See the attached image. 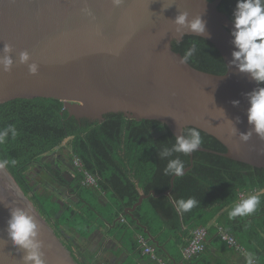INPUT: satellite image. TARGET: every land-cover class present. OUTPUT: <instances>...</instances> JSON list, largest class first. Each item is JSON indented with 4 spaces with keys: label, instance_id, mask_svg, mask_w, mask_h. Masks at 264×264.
Listing matches in <instances>:
<instances>
[{
    "label": "water",
    "instance_id": "obj_1",
    "mask_svg": "<svg viewBox=\"0 0 264 264\" xmlns=\"http://www.w3.org/2000/svg\"><path fill=\"white\" fill-rule=\"evenodd\" d=\"M221 2L122 0L114 6L112 0H0V60L5 55L13 60L10 71L0 64V105L17 98L48 97L64 100L77 118L102 121L105 114L121 112L137 120H159L175 136L194 126L227 148L219 152L200 145L199 151L264 168V139L253 134L244 142L239 136L251 127L246 94L261 85L231 63L233 25L219 9ZM184 11L189 18L202 15L206 21L203 38L223 56L224 74L180 63L183 55L172 42L196 35L184 29L180 37L175 31L172 20ZM5 45L11 46L10 53L4 52ZM22 52L30 55L27 63L20 62ZM33 63L36 74L29 71ZM230 120L239 130L235 134ZM190 156L184 174L193 167L194 152ZM175 178L164 194L171 193ZM151 194L160 195L155 190L142 194L126 213L134 217ZM14 208L29 210L36 218L44 264H79L5 166L0 167V264H24L26 251L14 246L7 232Z\"/></svg>",
    "mask_w": 264,
    "mask_h": 264
},
{
    "label": "trees",
    "instance_id": "obj_2",
    "mask_svg": "<svg viewBox=\"0 0 264 264\" xmlns=\"http://www.w3.org/2000/svg\"><path fill=\"white\" fill-rule=\"evenodd\" d=\"M236 2L222 0L219 9L232 19ZM192 43H196L197 51L188 61L191 65L215 74L227 71L219 50L203 37L185 35L182 41L174 40L172 47L183 55ZM7 125H14L17 135L13 138L9 132L0 143V161H8L6 170L79 264H109L99 257V251L85 244L97 228H107V234L121 240L124 247L128 243L134 259H139V250L142 252L137 234L143 233L155 244L157 253L174 264V250H183L200 226L208 228L207 247L190 259L182 253L183 264H233L230 256L235 250L221 239L219 225L246 249L247 255L240 254L242 264H249L252 258L264 264V192L256 194L260 204L254 213L229 217L240 202L241 191L264 189L263 167L197 150L193 167L176 177L171 193L164 194L171 188L172 176L164 173L168 160L179 157L186 168L191 165V156L174 153L159 158L158 151L175 143V135L159 120H137L121 112L105 114L102 121L77 118L70 115L64 100L35 97L2 103L0 130ZM198 130L201 146L227 151L217 138ZM66 140L71 162L74 155L79 156L84 168L98 177L97 187L84 185L79 171L63 169L59 160L45 158L56 149L63 150ZM46 179L53 189L44 186ZM152 190L160 195L145 198L133 212L134 217L126 213V208ZM190 197L198 203L188 212L177 213L175 201Z\"/></svg>",
    "mask_w": 264,
    "mask_h": 264
},
{
    "label": "clouds",
    "instance_id": "obj_3",
    "mask_svg": "<svg viewBox=\"0 0 264 264\" xmlns=\"http://www.w3.org/2000/svg\"><path fill=\"white\" fill-rule=\"evenodd\" d=\"M114 6H119L122 0H112ZM175 26V31L183 36V30L187 29L188 32L194 33L201 37L207 31L206 21L202 15H197L189 18V13L178 12L172 20ZM232 30H231V43L234 46L232 51L231 63L235 65L242 73L250 74V77L258 85H264V0H237L235 8L232 13ZM180 38H177L179 42ZM197 51L196 43L185 50L180 63H187L190 58ZM4 52L10 53L11 46L5 45ZM30 59L28 52L20 54V62L27 63ZM0 64H3L5 71H10L13 60L9 55H5ZM31 74H36L38 71L37 64L29 65ZM249 102L247 109L248 123L251 126L247 132H239L240 139L247 142L251 139L253 134H256L260 139H264V86L254 88L251 92L246 94ZM239 101H233V105L237 106ZM223 110V109H222ZM224 111V110H223ZM225 113V112H224ZM239 121V118H237ZM232 123V121L230 120ZM233 134L239 130L232 123ZM9 132L15 138L17 131L14 125H7L3 130H0V143H4L7 139ZM202 144L200 131L191 127L186 130H181L180 135L175 136V143L169 148L164 147L158 151L160 159L172 157L174 153H183L185 155L191 154L198 150ZM8 163L7 160L0 163L3 167ZM15 164V160L11 161ZM73 165V164H72ZM185 171L184 162L176 157L169 159L166 168L164 169L165 175L183 176ZM198 202L194 197L187 200L181 198L174 203L177 213H184L190 211ZM260 204V199L257 195H250L246 199L237 203L229 212L230 218L237 216H248L254 213ZM38 222L36 218L30 213L29 210L22 208H14L11 211L10 219L8 221V236L12 240L14 246L26 251L22 257L24 264H44L40 248L42 246L38 237ZM251 264V259H249Z\"/></svg>",
    "mask_w": 264,
    "mask_h": 264
},
{
    "label": "built area",
    "instance_id": "obj_4",
    "mask_svg": "<svg viewBox=\"0 0 264 264\" xmlns=\"http://www.w3.org/2000/svg\"><path fill=\"white\" fill-rule=\"evenodd\" d=\"M74 168L83 174L82 183L87 186L97 187L98 177L93 173L89 172L84 168L82 159L74 155L72 159ZM264 190V189H263ZM263 190H244L239 193V201L246 199L250 195H256L258 193L264 192ZM122 221L126 222L125 218H122ZM208 228L207 226L197 227L193 233L192 237L189 240L188 244L183 247L182 253L185 259H190L195 255L203 252L208 244ZM218 234L221 239L229 244L236 253L247 255L246 249L239 243L236 237L227 231L222 225L218 226ZM138 242L143 249V252L148 255L156 264H169L163 257L157 253L156 246L151 244L149 239L144 234L138 235ZM251 264H261L257 259L252 258Z\"/></svg>",
    "mask_w": 264,
    "mask_h": 264
},
{
    "label": "crops",
    "instance_id": "obj_5",
    "mask_svg": "<svg viewBox=\"0 0 264 264\" xmlns=\"http://www.w3.org/2000/svg\"><path fill=\"white\" fill-rule=\"evenodd\" d=\"M58 150V149H57ZM62 151V149H59ZM62 153L58 156L60 158L58 159L60 162V166L63 169H68L71 172H74L72 165L69 166L66 162V153L65 149H63ZM72 163V162H71ZM66 167V168H65ZM102 203L105 204L107 199L106 196L103 195L101 199ZM107 228H97L92 235L85 240V244L94 249L95 251H99V257L109 262V264H156L148 255H146L143 252V249L141 248L142 252L139 250V259H134L131 256V252L128 248H130V245L127 243L124 247L122 246V241L115 238V236H110L107 234ZM143 234V233H139ZM137 234V237L138 235ZM150 241V238L147 237ZM151 244L152 241H150ZM155 245V244H153ZM141 247V246H140ZM174 256L171 257L174 264H183V260L181 258L182 256V249L174 250ZM231 262L233 264H242L244 261V258L236 253L235 251L230 256Z\"/></svg>",
    "mask_w": 264,
    "mask_h": 264
},
{
    "label": "rangeland",
    "instance_id": "obj_6",
    "mask_svg": "<svg viewBox=\"0 0 264 264\" xmlns=\"http://www.w3.org/2000/svg\"><path fill=\"white\" fill-rule=\"evenodd\" d=\"M63 149H65V153H66V155H68V153H69V149H70V145H69V140H66L65 142H64V144H63ZM62 151H64V150H62ZM62 151L61 150H55L54 152H51V153H49L47 156H45V158H48V159H51L52 161H53V159L54 158H60V156H58V155H60L61 153H62ZM68 163V162H67ZM66 168V167H65ZM38 180H40V177H38ZM46 185V187L48 188V189H53L54 187H52V184H51V182L49 181L48 182V179H46L45 180V182H44V186ZM42 187V186H41ZM40 187V188H41ZM44 191V190H43ZM264 191V190H263Z\"/></svg>",
    "mask_w": 264,
    "mask_h": 264
},
{
    "label": "flooded vegetation",
    "instance_id": "obj_7",
    "mask_svg": "<svg viewBox=\"0 0 264 264\" xmlns=\"http://www.w3.org/2000/svg\"><path fill=\"white\" fill-rule=\"evenodd\" d=\"M65 158H66V161L68 162H66L69 166H71L72 165V163H71V159H70V157H69V155H66L65 156ZM56 160H58V158H54L53 159V162H55ZM72 167H73V170L75 171L76 169L74 168V166L72 165Z\"/></svg>",
    "mask_w": 264,
    "mask_h": 264
}]
</instances>
